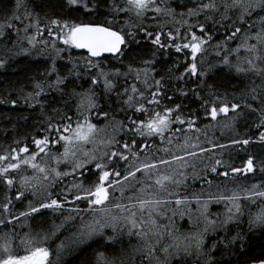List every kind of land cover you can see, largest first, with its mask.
I'll use <instances>...</instances> for the list:
<instances>
[{"label": "snow or ice", "instance_id": "6c2138e0", "mask_svg": "<svg viewBox=\"0 0 264 264\" xmlns=\"http://www.w3.org/2000/svg\"><path fill=\"white\" fill-rule=\"evenodd\" d=\"M63 7L87 19L42 18L36 11L42 3L15 0L11 15L0 21V39L16 37L11 47L0 48V68L30 51H17L21 40L31 49L42 44L38 55L48 61L42 79L33 77L31 90H19L37 113L40 134L0 151V264H53V255L58 262L65 250L93 240L94 264H242V225L249 232L264 230V180L233 187L229 182L237 174L264 173V158L248 155L235 167L213 149L264 145V0H175V6L173 0H64ZM220 30L222 38L214 40ZM45 32L51 40L38 39ZM144 42L165 50L162 56L167 49L183 53L182 70L168 68L167 80L184 82L174 90L183 97L191 92L206 118L235 129L247 112L255 116V134L237 132L228 143H214L197 127L195 114H182L181 103L162 104L172 96L155 67L131 60L123 72L106 67L123 63L126 54L132 57L129 48ZM212 54L216 59L209 62ZM155 56L153 51L141 63L155 65ZM221 67L244 82L238 93L208 85ZM113 94L119 107L111 106ZM0 103L15 106L17 100ZM190 177L207 187L184 191ZM212 204L223 210L211 211ZM48 214H59L60 222L31 228L32 219ZM24 227L29 230L18 231ZM62 230L67 234L53 251L49 241ZM244 264H264V256Z\"/></svg>", "mask_w": 264, "mask_h": 264}, {"label": "trees", "instance_id": "16d2710c", "mask_svg": "<svg viewBox=\"0 0 264 264\" xmlns=\"http://www.w3.org/2000/svg\"><path fill=\"white\" fill-rule=\"evenodd\" d=\"M37 3H42L43 8H37L36 11L39 12L40 16L43 17H55V16H69L71 18H76L77 15H79L80 19H87V17L81 12V13H70L67 9L63 7L64 0H37ZM15 0H0V21L3 20L4 16H10L11 12L14 9ZM2 5L5 7L6 10L2 7ZM173 6H175V0H173ZM178 11L180 9H177ZM2 11V12H1ZM5 16V17H6ZM171 27V26H170ZM184 29H181V32H183ZM21 37L23 36V33L20 34ZM47 38L49 40L52 39V37H48L47 33L45 32L43 37H38V39H44ZM222 38V30L217 31L214 35V40H219ZM163 39V37H162ZM16 43V37L13 36V39L11 41H8L6 38L0 39V48H3L5 44H8L9 47L12 46V44ZM44 46L42 44H37V47L35 49H31L30 45L27 44L26 41L21 40L19 43V46L17 48V51H19V48H29L30 51L28 53H24L22 51L19 52V55L15 56L12 60H10L5 67L0 68V99H16L17 104L13 106L10 103H0V151H2L5 148H8L9 146L16 147L14 141L17 139H22L23 137L27 136L28 134H35L39 135L40 133L36 130L40 127V125L37 123V113L34 112V110L30 107H28L27 104L24 103L23 99L21 98L19 94V90L21 88L24 89L25 92L31 90L30 87V81L33 77L36 79H42L40 73H42L45 70V67L48 64V61L45 59V57L38 55V52L41 48ZM155 51L156 52V64L155 65H143L141 63L142 59H148L151 57V53ZM165 50H157L155 46L148 44L146 42L140 44V45H132L129 48V52L132 53V57H129L127 54L124 57L123 63L118 61H110L106 67L112 68L117 67L120 68V70L126 71V65L130 62L135 63L138 67H155L156 72V78H159L161 75H164L166 77V80L162 83H166L168 85V94L172 96V100H163L162 104H166L168 106H172L173 102L181 103L182 104V114L187 116L190 113L195 114L198 118L196 120L197 127L201 128L202 130L207 132V139L212 140L214 143H228L229 140L235 136H225L222 137L220 130H214L212 132V128L214 126H218L220 128L221 124H217L216 121H211L210 119L206 118L203 115V109L200 108V102L192 97L191 92H189V95L187 97L181 96L178 92H176L174 89L177 86H183L184 82L177 81L175 79L167 80V77L171 75L167 71L168 68L172 69V72H178L182 70L183 63L181 62V58L183 56V53H175L174 49H167L168 55H161V52ZM75 54V53H74ZM216 59L215 55H209L208 61L212 62ZM179 63L180 68L173 67V63ZM58 65L63 63L61 61L57 62ZM131 78L128 79V83H133ZM81 83H84V81H81ZM151 83V81H150ZM192 87H195L194 84H192L191 81L188 82ZM208 85L214 87L216 90L220 92L227 91L229 93L232 92H239L241 88L244 87V82L240 80L239 77H237L234 73H230L225 68H218L215 73H212L207 78ZM124 84V79L119 78L118 88L121 87V85ZM88 85L84 83V87H87ZM137 86L141 89L144 88L143 84H140L137 82ZM55 95V94H53ZM202 95H206L205 93H202ZM231 98V97H229ZM111 106L112 107H119V101L113 94L111 97ZM101 104L104 107H107V104H104V98L101 99ZM132 114V110H128V115ZM119 119H125L124 113H117ZM136 115H141L140 113H136ZM231 115V113H230ZM25 117L27 119H25ZM219 119V118H218ZM255 119L254 115H249L247 112H245L244 115H242L240 118H238L235 128L238 130L239 134L241 136L244 135H254L257 131L254 127H250ZM206 125H209V127L205 128ZM174 127H185L181 125H174ZM123 135V134H121ZM200 135L201 141L204 142L206 140L204 135ZM126 138V137H125ZM204 147L211 148V144H208L207 142L203 143ZM213 151L217 154L221 153L223 151V159L229 160L230 163H232L235 167H242L244 165L245 159L248 155H252L253 157L257 158H264V145L258 144V143H250L247 146L242 147L240 145H230L229 148L225 150H221L219 148L213 149ZM206 157L210 155V153L204 154ZM207 162V161H206ZM200 165L198 164L197 170H199ZM191 172L192 170L189 169ZM30 172V170H29ZM214 175V174H213ZM211 178V177H210ZM70 179V178H66ZM225 178L223 177H217V181H222ZM236 180L234 183L229 182V187L235 186V184H252V183H261L262 180H264V173H257V174H249L248 177L240 176L237 174ZM184 191H187L189 193L191 192H198L202 188H206L207 185H204L202 181L200 180H193L191 177L188 180V188L185 186H181ZM12 192H15V188H13ZM5 193V185L0 184V198L3 197ZM29 195V194H26ZM29 198L30 195H29ZM23 199V198H22ZM17 208L21 207L20 202H16ZM211 211H222V205H211ZM59 214L52 215L48 214L44 216L42 219H32L30 221V226L34 227L36 229H41L42 225L46 223L47 221V228H50L51 221L55 220V222L58 224L60 222L59 220ZM35 224V225H34ZM34 225V226H33ZM246 225H242L246 232V239H245V249L244 254L241 256L242 264L244 262L248 261L252 258H258L264 256V230L261 229H255L254 231H247ZM18 231L20 232H27L28 227L24 228H18ZM106 232H111V229H106ZM67 233L65 231H61L57 234V237L53 238L51 241H49V244L53 251H55L59 240L63 239V237ZM125 241H127V237L123 238ZM132 243L135 244L136 241L133 238ZM127 248V245L125 246ZM109 251H113V249H109ZM116 254L119 255V246L115 249ZM130 251V249H128ZM95 241H89L80 245L74 246L71 250H65L60 260L57 262L55 255L51 258L53 261V264H94L95 260Z\"/></svg>", "mask_w": 264, "mask_h": 264}, {"label": "rangeland", "instance_id": "374dc122", "mask_svg": "<svg viewBox=\"0 0 264 264\" xmlns=\"http://www.w3.org/2000/svg\"><path fill=\"white\" fill-rule=\"evenodd\" d=\"M6 1V0H5ZM2 7L6 10V6L4 7L3 5H2ZM2 12V11H1ZM6 16V15H5ZM4 16V17H5ZM217 129H219L220 131V133H221V135H222V137H227V136H235L236 135V133L238 132V130L235 128V129H229V128H224L223 126H222V124L220 125V128L218 127V126H214V128H212V132L214 131V130H217ZM90 147V146H89ZM63 167H65V165H61V168H63ZM188 171H189V169H188ZM190 172V171H189ZM237 181V180H236ZM234 183V182H233ZM248 185V184H247ZM186 188H188V182H187V186H186ZM35 225V224H34ZM33 225V226H34ZM48 224H47V221H46V223H44L43 225H42V228H44V229H46V227H48L47 226ZM244 225H246L245 227H247V224H244ZM49 227H51V225L49 226ZM33 230H39V229H36L35 228V226L34 227H31ZM29 230V229H28ZM86 242H89V241H86ZM86 242H83V243H86ZM83 243H81V244H83ZM80 245V244H79ZM76 246V245H75Z\"/></svg>", "mask_w": 264, "mask_h": 264}, {"label": "flooded vegetation", "instance_id": "af4514ba", "mask_svg": "<svg viewBox=\"0 0 264 264\" xmlns=\"http://www.w3.org/2000/svg\"><path fill=\"white\" fill-rule=\"evenodd\" d=\"M78 51V50H77Z\"/></svg>", "mask_w": 264, "mask_h": 264}]
</instances>
